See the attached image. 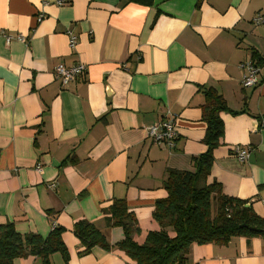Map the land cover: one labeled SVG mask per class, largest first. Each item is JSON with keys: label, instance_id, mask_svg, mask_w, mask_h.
Returning a JSON list of instances; mask_svg holds the SVG:
<instances>
[{"label": "crops", "instance_id": "0c3cea01", "mask_svg": "<svg viewBox=\"0 0 264 264\" xmlns=\"http://www.w3.org/2000/svg\"><path fill=\"white\" fill-rule=\"evenodd\" d=\"M56 1L0 0V226L41 237L62 228L67 264H130L116 249L79 256L72 228L91 223L116 244L122 230L107 228L103 211L124 200L138 245L158 230L152 211L166 195L167 172L191 170L192 158L206 151L201 106L208 89L229 110L219 114L223 136L208 182L264 218V25L252 23L264 16V0ZM17 34L28 45L6 44L4 36ZM249 62L261 70L244 89L239 66ZM58 64H84L86 73L62 89ZM167 113L177 138L162 148L145 129ZM233 146L248 149L244 162ZM50 260L63 264L57 254ZM187 264H264V240L193 244Z\"/></svg>", "mask_w": 264, "mask_h": 264}, {"label": "trees", "instance_id": "16d2710c", "mask_svg": "<svg viewBox=\"0 0 264 264\" xmlns=\"http://www.w3.org/2000/svg\"><path fill=\"white\" fill-rule=\"evenodd\" d=\"M126 2L150 6L152 0ZM222 112H229L223 98L213 90H206L201 106V119L205 123L202 143L206 151L192 158L191 170L167 172L163 182L166 195L154 204L152 211L157 231L149 232L143 244L138 245L133 240L138 228L126 202L113 200L103 211L104 222L107 228H120L122 239L110 245L95 225L77 222L72 233L79 241L78 255H87L98 247L105 252L111 249L123 252L130 264H186L193 244L226 245L235 237L264 240V218L257 216L248 202L226 196L217 182H208L213 151L223 136L219 117ZM62 233L63 229L56 226L45 237L21 235L11 224L0 226V264H13L15 259L29 256L38 259L39 264H52L50 257L54 254L67 264Z\"/></svg>", "mask_w": 264, "mask_h": 264}, {"label": "built area", "instance_id": "2783aa9c", "mask_svg": "<svg viewBox=\"0 0 264 264\" xmlns=\"http://www.w3.org/2000/svg\"><path fill=\"white\" fill-rule=\"evenodd\" d=\"M58 5L63 4V0H57ZM42 16L37 17V21L41 20ZM254 25H264V16L257 14L253 19ZM6 44H9L11 40H16L24 45H28V39L22 35L17 34L14 38L11 36H4ZM68 46L70 49H74L76 45L75 36L72 33H68ZM243 71V77L241 79V87L244 89L253 88L257 84V76L260 73L261 66L254 63H242L239 66ZM54 77L59 81L62 89L67 88L69 84L75 82L77 79L85 75L86 67L84 64H76L70 67H66L63 64H58L54 68ZM261 127L264 128V122L261 123ZM147 136L151 141L162 147L171 148L177 138V130L175 124V118L167 113L157 124L145 129ZM232 155L237 158L238 161L244 162L248 158V149L240 146H233L231 149ZM37 171L40 172V167H37ZM187 264V263H186Z\"/></svg>", "mask_w": 264, "mask_h": 264}, {"label": "water", "instance_id": "95a60500", "mask_svg": "<svg viewBox=\"0 0 264 264\" xmlns=\"http://www.w3.org/2000/svg\"><path fill=\"white\" fill-rule=\"evenodd\" d=\"M243 227V226H242ZM253 231V229H251Z\"/></svg>", "mask_w": 264, "mask_h": 264}]
</instances>
